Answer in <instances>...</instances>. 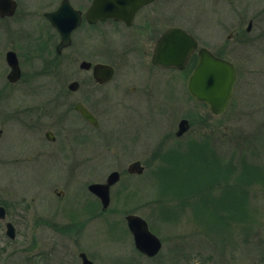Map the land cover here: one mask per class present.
Returning a JSON list of instances; mask_svg holds the SVG:
<instances>
[{
    "label": "rangeland",
    "instance_id": "rangeland-1",
    "mask_svg": "<svg viewBox=\"0 0 264 264\" xmlns=\"http://www.w3.org/2000/svg\"><path fill=\"white\" fill-rule=\"evenodd\" d=\"M17 1L13 16L0 17V73L6 52L13 50L24 74L20 85L9 88L10 98L0 97V161L6 156L0 162V198L9 205L18 234L10 239L0 221V264H81L80 251L96 264H264V0L168 4L170 24L194 29L216 50H230L226 53L237 67V80L224 113L213 114L189 94L191 64L184 71H170L166 90L155 84L136 108L120 93L108 95L99 111V130H86L74 110L56 109L58 138L67 135L73 141V159L60 161L54 155L12 162L7 160L15 158L16 150L33 145L32 136L46 131L30 136L20 126L11 127L7 118L18 115L12 110L49 105L56 59L64 65L60 73L71 78V70L84 59L73 53L75 46L61 57L51 46L54 29L37 6L49 0ZM251 18L254 27L248 36L235 38ZM83 30L86 23L78 32ZM6 82L0 78V88ZM112 84L103 90H113ZM81 92L76 96L85 89ZM115 100H122L121 107L110 114ZM182 119L190 127L178 137ZM135 159L145 166L141 175L127 172ZM112 170L122 178L112 186L109 208L95 211L86 185L105 181ZM128 213L147 219L161 238L157 256L148 258L136 250Z\"/></svg>",
    "mask_w": 264,
    "mask_h": 264
},
{
    "label": "flooded vegetation",
    "instance_id": "flooded-vegetation-1",
    "mask_svg": "<svg viewBox=\"0 0 264 264\" xmlns=\"http://www.w3.org/2000/svg\"><path fill=\"white\" fill-rule=\"evenodd\" d=\"M15 1L17 3V10L19 7V3L17 0ZM40 1L42 2L46 0ZM49 1L50 2L46 4L38 3L37 6L39 8V11H42L41 15L54 29V33L52 35L53 38L50 41L51 46L59 57H61L66 50L72 49L73 46H75L73 53H80L84 57V59H82L80 63L71 70L74 72L72 78L70 77L72 75L68 73H60L64 65L59 62V58L56 59L55 66L53 67L55 70V74L51 76L54 78L53 81L55 89L53 90V95L50 99L49 105H37L35 107H31V109L28 110L26 108L18 109V111L12 110V113L16 111L18 115L16 120L12 116L7 118V122L9 125L11 124V127L20 126L24 133L28 135L27 132H29L30 136L37 135L38 133L34 132L36 130L40 131L42 129H45L46 131L43 132L42 137H39L38 135L35 137L32 136L33 139L35 138L33 145L19 148L18 150H16L15 158L7 161H44L50 159L54 155L58 156L60 161L73 159L74 155L70 151L71 147L73 146V141H71V139L68 141V138H66L68 137L67 135L63 139L58 138V132L55 128V126L57 125H54L56 121L59 120L57 117L56 109L60 111L64 110L63 112L68 113L74 110L76 115H78V117H80L83 122L87 124L86 130H88V128L99 130L101 125V116L99 114V111L104 106L103 103H106L110 100V95H116L117 93H120L121 95L119 94V96H121V98L124 96L130 101L133 108H136L135 105L145 102V99L148 97L147 94L151 92V89L153 88V86H155V84L160 85L162 89L166 90V86L169 82L170 71H184L176 68L165 67L153 61L155 49L160 38L171 26H179L185 29L197 40L198 47L195 53L190 58L189 64L194 61V58L196 59V64L198 60V50L201 47H207L216 55L229 59L226 52L230 50H228L227 46H225L224 51L221 52L219 50H216L217 45L213 46L211 43L212 41H202V38L197 33H195L194 29L186 27L181 23L170 24V14L167 7L171 0H145V2L135 10L130 22L124 19L107 18L98 20L94 23H89L86 19V13L93 0ZM62 5L65 10L67 7L71 6L74 10L79 11L82 21L81 24L72 31L70 44L58 50V47L61 44V35L59 31L52 25V23L46 16V13L55 12ZM120 5L126 8L128 6L130 8H134L136 4H132L131 2H129L121 3ZM119 14L126 16L129 14V12L121 10ZM5 16L10 17L8 15ZM254 20L255 18H251L248 21V23H252L250 30H247L246 27L245 32L236 31L235 38L239 37V39H242L248 36L250 31L254 27ZM84 23H86L87 27L86 32H84V30L82 32H78V30L82 28ZM90 31H92V36H89ZM111 34H114L116 36L112 37ZM118 45L119 48H114L118 47ZM77 48L81 52H78ZM106 54H109L108 58L101 59L100 56L102 55L104 57V55ZM16 55L21 70V74L18 76L17 80L11 81L9 79L11 68L7 63V59L6 65L4 64V67L0 73L1 80H3L4 78H6L7 80V82L3 86V89L0 88V97L4 98V101H6V99L10 98L12 95L9 88L11 86L16 87L17 85H20L24 77L23 69L20 66L21 57H19L17 53ZM82 62H88L90 63V66L82 67ZM98 64H106L113 68V75L109 80L100 82L95 78L94 68ZM129 82H132L133 84L129 86ZM111 84L113 85V90H103ZM82 89H85V93L82 96H76V94L81 92ZM86 89L88 90L86 91ZM98 91L104 94V96L101 97V93L100 95H98ZM24 93L26 94V92H21L22 95H24ZM115 101V106H111L108 108V112L110 114L114 111L117 112L118 108L121 107L122 100ZM79 104L85 106L97 118V126H95L93 123L89 122L82 116L81 112L77 109V105ZM52 105L55 106V110H53ZM10 118L13 121H9ZM63 131L64 130H62L61 132L62 134ZM30 132L33 133L30 134ZM1 133L2 130H0V136ZM83 138L85 137L83 136ZM90 140L91 139L89 138L84 139L85 142H83V145H86V143ZM57 141H59V143L54 144ZM85 152H87L86 149ZM4 158L6 159L5 155ZM5 161H2V163ZM134 161L142 162V160L140 159H135ZM62 165L66 166L64 164ZM64 170L67 171V167H65ZM79 171L84 173L85 169ZM79 171H76L75 173ZM117 171L120 173V179L118 180L119 182L122 178V174L119 170ZM127 172L130 175H135L130 173L128 170ZM106 181L107 178L105 179V181H94L86 185L88 191L86 196L90 195L92 197L93 202L91 203V206L95 207L93 209L95 211L99 207H101L102 211H106L109 208L112 200L111 189L115 184L110 187V204L106 209L103 208L101 199L96 194L90 191L89 185L92 183H105ZM3 198L4 197L0 198V208H4L3 216H1L0 212V221H2L6 226L8 223L13 224L16 229L17 236L18 229L16 220L11 215L10 207L5 202V200H3ZM87 203L90 204V201L88 200ZM81 252H85L88 258L91 259L86 251H80L78 253V256L80 258L81 264H83L82 258L80 257ZM91 260L95 263L93 259Z\"/></svg>",
    "mask_w": 264,
    "mask_h": 264
},
{
    "label": "water",
    "instance_id": "water-1",
    "mask_svg": "<svg viewBox=\"0 0 264 264\" xmlns=\"http://www.w3.org/2000/svg\"><path fill=\"white\" fill-rule=\"evenodd\" d=\"M136 4L134 8L123 7L121 3ZM145 2V0H94L86 13L88 22L94 23L100 19L115 18L124 19L130 22L135 10ZM17 7L15 0H0V15H13ZM63 5L55 12L48 13L47 17L52 22L60 34L61 44L58 50L67 46L71 42V33L77 28L81 21V14L71 6L66 10ZM121 10L129 12L128 15H120ZM251 28V23L248 29ZM197 41L186 30L179 27L169 28L157 45L154 54V62L165 66L184 69L197 49ZM7 62L11 67L9 79L17 80L21 74L19 61L14 51L7 53ZM82 67H89L90 63L82 62ZM113 75V68L106 64H98L94 68V76L100 82H105ZM237 79L235 65L224 58L216 56L206 47L199 49V61L188 78L187 87L189 92L199 102L208 105L210 111L214 114H222L228 107L233 95V88ZM77 109L82 116L98 125L97 118L83 105H77ZM190 123L187 119H182L178 125L177 136H182L189 130ZM145 167L141 161H134L128 166L130 173H143ZM120 179V173L113 171L108 175L105 183H92L89 185L91 192L96 194L106 209L110 204V187ZM4 208H0L3 216ZM127 225L133 235L135 247L148 257L156 256L162 248L161 239L153 233L147 220L138 214H128L126 216ZM7 235L14 239L16 237L13 224H7ZM83 264H95L88 258L85 252L80 253Z\"/></svg>",
    "mask_w": 264,
    "mask_h": 264
}]
</instances>
